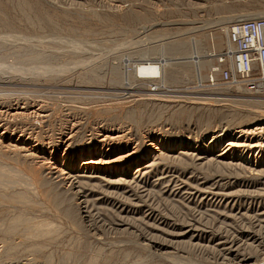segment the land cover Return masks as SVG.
Instances as JSON below:
<instances>
[{"label": "rangeland", "instance_id": "obj_1", "mask_svg": "<svg viewBox=\"0 0 264 264\" xmlns=\"http://www.w3.org/2000/svg\"><path fill=\"white\" fill-rule=\"evenodd\" d=\"M258 13L264 0H0V264H264V154L223 153L264 97L206 81L227 26ZM104 132L122 148L105 159L131 155L84 166Z\"/></svg>", "mask_w": 264, "mask_h": 264}, {"label": "built area", "instance_id": "obj_2", "mask_svg": "<svg viewBox=\"0 0 264 264\" xmlns=\"http://www.w3.org/2000/svg\"><path fill=\"white\" fill-rule=\"evenodd\" d=\"M225 35L231 48L215 56L208 85L239 86L264 97V17L233 21Z\"/></svg>", "mask_w": 264, "mask_h": 264}, {"label": "bare ground", "instance_id": "obj_3", "mask_svg": "<svg viewBox=\"0 0 264 264\" xmlns=\"http://www.w3.org/2000/svg\"><path fill=\"white\" fill-rule=\"evenodd\" d=\"M250 17V18H255V16L257 17H264V13H258V14H251V15H242V16H238V17H234L235 19L236 18H238V19H236V20H239V18H242V19H247V18H245V17ZM228 20V19H227ZM224 22V21H223ZM225 23V22H224ZM207 26V25H206ZM196 28V27H195ZM197 29V28H196ZM183 32V31H182ZM187 32V31H186ZM190 32H192V31H190ZM187 33H189V32H187ZM171 38V37H170ZM211 38V40H212V42L214 43V36H211L210 37ZM197 40V39H196ZM145 41V40H144ZM191 41V40H190ZM216 41H217V43H218V46L221 48V45H222V43L224 42H222L221 41V39H217L216 38ZM196 42V41H195ZM131 43V42H130ZM164 43V42H163ZM192 44H194V43H192L191 42V46H192ZM195 46V47H194ZM197 44H194L193 45V48H194V50H196L195 48H197ZM5 47V46H4ZM164 47V46H163ZM167 47V46H166ZM180 47H181V44L180 43H178V44H175V43H172L168 48H170V49H172L173 51L174 50H178V49H180ZM218 47V48H219ZM231 48V45L229 44V42H228V40H227V48ZM8 48V47H7ZM132 48V47H131ZM155 48V47H154ZM39 50V49H38ZM154 50V49H153ZM215 50H216V48H215ZM124 51V50H123ZM195 52H197V51H195ZM194 52V53H195ZM174 53V52H173ZM198 53V52H197ZM200 53V52H199ZM198 53V54H199ZM196 54V53H195ZM198 54H197V56H198ZM54 56V55H53ZM190 57V56H189ZM210 57V56H209ZM141 60V59H140ZM208 60V59H207ZM207 60L205 61V62H207ZM201 61V60H200ZM141 62V61H140ZM146 62H147V59H142V65L143 64H145V65H147L146 64ZM172 62V61H171ZM197 62V61H196ZM202 63V62H201ZM199 61H198V63H195V65H196V67H198L199 68V66L200 65H202ZM141 67H143V66H141ZM146 67V66H145ZM86 69V68H85ZM136 69H137V67H136ZM138 70V69H137ZM146 70V69H145ZM144 70V71H145ZM143 71V72H144ZM137 72V71H136ZM141 72V71H140ZM143 72H141V73H143ZM147 72V71H146ZM139 73V72H138ZM54 77V76H53ZM119 77V76H118ZM100 78V77H99ZM120 78V77H119ZM23 106H25V105H23ZM19 107H21V106H19ZM27 108V107H26ZM13 109V108H12ZM18 109V108H17ZM17 109H15L14 111H13V113H12V115L14 114V115H22V114H24V113H21V111H19V110H17ZM20 109H22V108H20ZM43 109V108H42ZM35 110V109H34ZM26 111V110H25ZM33 111V110H32ZM39 111V110H38ZM37 111V112H38ZM24 112V111H23ZM35 112V111H34ZM259 112V111H258ZM29 113V112H28ZM27 113V114H28ZM33 113V112H32ZM36 113V112H35ZM41 113V112H40ZM31 114V113H30ZM29 114V115H30ZM259 114H260V116H261V118H259V122L257 123V124H255L254 126H252V127H246V128H243V129H241V130H238L239 131V134L237 135V136H235V138L234 139H230V141H228L227 142V146L224 148V151H223V153H227L229 150H232V152H239V151H242V152H246L247 151V149H252V148H257L258 150H259V154H260V156L259 157H261L263 154H264V111H261V112H259ZM26 115V114H25ZM29 115H28V118H29ZM33 115V114H32ZM10 116H11V114H10ZM9 116V117H10ZM24 116V115H23ZM27 116V115H26ZM34 116V115H33ZM44 116V115H43ZM46 116V115H45ZM13 117V116H12ZM20 117V116H19ZM31 117V116H30ZM39 117H40V115H39ZM14 118H15V116H14ZM13 118V119H14ZM18 118V117H17ZM26 118V117H25ZM21 120V119H20ZM14 121H15V119H14ZM237 131V132H238ZM70 132V131H69ZM101 133V132H100ZM110 132H104V133H102L101 134V136H102V139H100L99 138V140H98V142H97V144H95L92 148H94L95 147V152L94 153H90V156H89V159H86V161H82L81 163L84 165V166H88V167H90V168H92V167H94L95 165H100L99 167H102V166H104V165H106V164H111V163H116V162H118V161H122V160H124L126 157H129L130 155H131V152L130 153H128V154H124V155H122V156H119V157H116V158H114V159H112V160H110V159H105L104 157L105 156H108V155H110L111 154V151L112 152H116V151H122V148H120L121 147V143L119 144V145H112L113 143H115L116 141H119V139L121 138V136L120 135H116V136H112V135H110L109 134ZM93 134V133H92ZM91 134V135H92ZM99 134V133H98ZM97 134V135H98ZM254 135H256L257 136V140H255V142L253 141V136ZM29 136V135H28ZM70 136V135H69ZM69 136H67V138H69ZM72 136V135H71ZM74 137V136H73ZM66 139V138H65ZM110 141V142H109ZM59 142V141H58ZM63 142V141H62ZM68 142V141H67ZM109 143L108 145H106L105 147H107V148H103V143ZM10 144V143H9ZM25 144H29V143H25ZM38 144V141H36V142H34V143H32V144H30L29 146H21V147H19V148H25L26 150H28L29 151V153H30V156H32V155H35L36 154V150H34L35 149V147H37L36 145ZM63 144V143H62ZM116 144V143H115ZM214 144V143H213ZM12 145V144H11ZM150 145H152V144H150ZM15 146V145H14ZM56 146H58L57 144H56ZM55 146V147H56ZM66 146V145H65ZM117 146H119V148H117ZM62 147V146H61ZM86 148V147H85ZM247 148V149H246ZM24 149V150H25ZM65 149V148H64ZM246 149V151H244ZM27 151V152H28ZM94 151V150H93ZM91 155H93V156H91ZM28 156V155H27ZM30 156H29V158H30ZM39 157V156H38ZM74 158V157H73ZM263 158H264V156H263ZM262 158V159H263ZM84 159V158H83ZM261 159V160H262ZM45 164V163H44ZM255 165V164H254ZM147 166V165H146ZM54 168V167H53ZM53 168H52V170H53ZM55 169V168H54ZM111 169V168H110ZM41 170V169H40ZM137 170H138V168H137ZM64 173V172H63ZM144 173V172H143ZM38 179V178H37Z\"/></svg>", "mask_w": 264, "mask_h": 264}]
</instances>
